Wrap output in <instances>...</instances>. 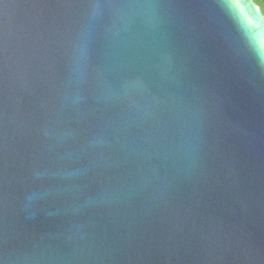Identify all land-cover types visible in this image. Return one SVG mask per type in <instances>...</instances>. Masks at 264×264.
I'll list each match as a JSON object with an SVG mask.
<instances>
[{"label":"water","instance_id":"obj_1","mask_svg":"<svg viewBox=\"0 0 264 264\" xmlns=\"http://www.w3.org/2000/svg\"><path fill=\"white\" fill-rule=\"evenodd\" d=\"M5 264H264L254 0H4Z\"/></svg>","mask_w":264,"mask_h":264},{"label":"snow or ice","instance_id":"obj_2","mask_svg":"<svg viewBox=\"0 0 264 264\" xmlns=\"http://www.w3.org/2000/svg\"><path fill=\"white\" fill-rule=\"evenodd\" d=\"M184 3L194 4L195 0H182ZM0 5L7 7L4 4V0H0ZM5 160L3 154V144L2 137H0V214L3 212L5 197H4V184H5ZM3 246H4V238H3V226L0 224V264H5V260L3 258Z\"/></svg>","mask_w":264,"mask_h":264},{"label":"trees","instance_id":"obj_3","mask_svg":"<svg viewBox=\"0 0 264 264\" xmlns=\"http://www.w3.org/2000/svg\"><path fill=\"white\" fill-rule=\"evenodd\" d=\"M255 2L260 6L262 12L264 13V0H255Z\"/></svg>","mask_w":264,"mask_h":264},{"label":"clouds","instance_id":"obj_4","mask_svg":"<svg viewBox=\"0 0 264 264\" xmlns=\"http://www.w3.org/2000/svg\"><path fill=\"white\" fill-rule=\"evenodd\" d=\"M255 1V0H254Z\"/></svg>","mask_w":264,"mask_h":264}]
</instances>
